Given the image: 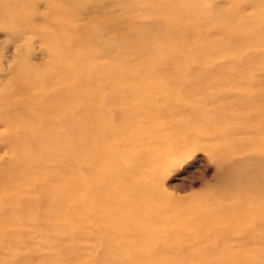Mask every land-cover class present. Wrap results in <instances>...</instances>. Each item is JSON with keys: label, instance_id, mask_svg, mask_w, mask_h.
Wrapping results in <instances>:
<instances>
[{"label": "rangeland", "instance_id": "obj_1", "mask_svg": "<svg viewBox=\"0 0 264 264\" xmlns=\"http://www.w3.org/2000/svg\"><path fill=\"white\" fill-rule=\"evenodd\" d=\"M178 1L0 0V89L14 75L25 81L55 70L74 53L148 75L125 77L148 94L119 98L123 115H93L114 126L104 130L109 137L97 134L103 146L85 144L80 177L52 170L30 143L43 119L36 128L38 116L0 110L8 122H0V264H264V159L248 155L264 143V23L189 32L183 46L166 48L173 23L158 18L223 5L255 16L264 0ZM138 27L151 35L134 33ZM168 52L175 67L190 70L184 78L150 74L152 55Z\"/></svg>", "mask_w": 264, "mask_h": 264}, {"label": "bare ground", "instance_id": "obj_2", "mask_svg": "<svg viewBox=\"0 0 264 264\" xmlns=\"http://www.w3.org/2000/svg\"><path fill=\"white\" fill-rule=\"evenodd\" d=\"M169 1H170L168 2L169 4H171L173 1L175 3L176 1L179 2L178 0H169ZM149 2H152V1H149ZM230 2L232 4L234 1L230 0ZM197 5L198 4H196V6ZM223 6L220 9H216L215 7L210 8L206 6L203 8V10L201 9L202 14H200L199 12L194 13V14H190V13L186 14V12L185 11L183 12L182 9H180V12L171 10L168 12V14H166V16L158 17L161 23L165 22L166 19L168 21H172L173 23V24L171 23L169 24L172 27L171 29L167 30L166 28L168 33L167 32L165 33L166 30H164L165 37L164 36L163 37L166 38V41H164L166 48H169L170 44L177 43V42L180 44V46H183L181 45L180 42L184 41L185 38H188L187 36L189 32H190V35L197 36L202 33H206L207 29H212V28L214 29L215 26L222 27V28L227 27L237 32L243 30L244 32V28L247 27L248 24L250 25V23H252L253 21L258 20L260 21V23H264V13L262 14L259 13L258 15H255V16H253L251 12L241 13V12H236V10L235 12L232 13L230 11H233V9L229 11ZM170 9H171V6H170ZM137 13H136V16H137ZM136 16L133 17L132 19L134 20ZM147 17L150 18L148 14L146 15V18ZM204 18H208L209 20L211 19V22L206 23V21H204L205 20ZM153 20H156V19H153ZM144 21L146 23H150L147 20H144ZM234 21H239L238 25L235 24ZM198 23H201V24L206 23V30L198 29L197 27ZM233 24H235V26H233ZM162 26L163 25H161V27ZM143 28L138 27L136 31H134V33L138 34V32L142 30V33L140 34V36L142 35L141 37L143 36L147 37L151 35L152 31H148L149 29L147 28H145L146 30L145 31ZM150 29H153L152 26H150ZM164 33L162 35H164ZM78 40L79 38H76V42H78ZM80 41H82L81 35H80ZM174 41H177V42H174ZM203 43H200V44H203ZM162 47L164 49V46ZM113 51L117 53L116 46L113 47ZM171 52L152 55L150 60L153 62L148 61L150 64L154 63L151 66V70L153 72H151L150 74L153 75L152 77H155L158 74H168L166 76H169L172 73H175L179 78H184L183 74L188 75V73H190L189 72L190 70H188V68L175 67L176 65L178 66L179 63L178 64L176 63L179 60L177 61L176 59H173ZM74 54L76 55L75 56L76 58L71 60V62H68L63 65L56 64L57 66H55V70H51L52 66L49 68H46L43 70V73L41 74L42 76H39L37 78H34L33 74L26 75L27 81L26 80L23 81V79H21L22 78L21 74L10 77L7 80V83H5L2 89H0V110H4L5 112L9 111V113L11 114H19L17 113L18 110H16L18 107L21 116L22 115L28 116L27 114L28 112L31 113V117L36 115L38 117L35 120V122L34 123L31 122L32 126L36 128L40 126L38 122H42V119H43L42 131L39 133L37 138L30 140V143L37 148V151L39 150V152H43V154H45L43 156L47 158V161L45 162L48 165V167H50L52 170L54 169L57 172L59 169H63L64 174L65 172H67V174L68 173L71 175L76 174L75 177L76 176L80 177L81 175L84 176V174L87 175V170H86V165H85V162H86L85 161V154H86L85 144L88 143V141H90L91 144H96L97 142L95 139L97 138V134L98 135L100 134L102 137L104 136L109 137L108 135L104 133V130L108 129L110 131L113 129L112 127L114 126V123L110 122V120L107 122V124L106 122L102 121L103 122L102 124V122L98 121V118H94L93 115L94 114L101 115L102 112L103 113L107 112L109 116L116 117V114L118 113V111L120 115H123L124 112L126 111L124 110L121 111L118 108V106L120 105L119 98L125 97V98H130L131 100L132 98H135L138 96L143 97L145 94H148V93H145V91L147 92V89L142 86L143 85L142 82L138 81L137 83L135 82L136 84H132V83L126 84L125 77L126 76L129 77L131 78V80H134V77H136L135 79H138V80L140 79V81L142 80L146 81L148 80V75L147 73H145V77H144L142 76V70L140 69L134 70L133 68L126 70L127 73L123 74V72L120 71L121 69L118 67V65L112 64L114 66L111 65L112 68H110L107 66L108 64L106 65L103 62L102 59H99L100 61L98 60L96 62H87L89 55L87 54L84 55L83 53H74ZM180 54L182 53L180 52ZM100 55L103 56V59L107 57V55L103 53ZM100 55H99V58L101 57ZM207 55L210 57L209 54ZM112 57L113 56H111V58ZM197 57L199 58V55ZM211 57H214V56H211ZM203 58H205V56L202 57V59ZM112 61L115 62V59L113 58ZM163 62L165 65L164 67L165 69L161 70L160 67L158 66L162 64ZM150 64L147 63V65H150ZM37 71L39 70L37 69ZM174 71H179V72H174ZM180 71H182L181 75H180ZM89 85L92 87L89 88L88 87ZM149 89L150 88H148V90ZM261 93L262 92L260 91V92H257L256 94H261ZM257 99L260 100L259 98ZM101 101L106 102V105H105L106 108H102L99 105V102ZM89 109L93 110L92 115H91L92 118L90 117V119L86 116V112H88ZM127 114L125 116H127ZM102 116L104 117L103 114ZM0 122L2 124L8 123L5 120V116L2 119H0ZM150 126H149V130H150ZM260 129L261 130L264 129V121L262 122V126L260 127ZM87 130L91 132L95 131L93 133V136L95 135L94 139H92L93 138L92 135H88ZM139 132L141 131L139 130ZM101 140L99 139L97 144L98 145L100 144L101 146H103L104 142L102 143ZM7 142L10 143L9 140ZM7 142L5 143L7 144ZM255 142L257 143V141ZM143 143H146V142H143ZM258 146H260V148H257L255 151L252 150V152L248 155H255L258 158L264 159V143H261ZM239 147H240V144H239ZM244 147H246V145ZM29 156L31 155L29 154ZM51 175L52 174H48V175H45L44 177L47 179V181H52L55 179L56 176H51ZM152 189H151V192L154 195L156 194L158 198H162L164 196L161 190L154 189L152 191ZM40 197L43 198V196H40ZM147 201H148V198H147Z\"/></svg>", "mask_w": 264, "mask_h": 264}]
</instances>
